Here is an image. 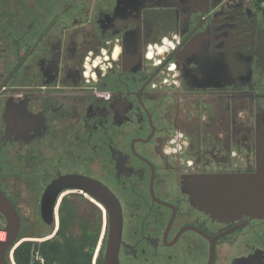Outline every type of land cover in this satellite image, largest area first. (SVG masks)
I'll return each instance as SVG.
<instances>
[{
  "label": "flooded vegetation",
  "instance_id": "1",
  "mask_svg": "<svg viewBox=\"0 0 264 264\" xmlns=\"http://www.w3.org/2000/svg\"><path fill=\"white\" fill-rule=\"evenodd\" d=\"M256 1L0 0V191L40 221L34 242L110 264L115 209V264H264V214L193 197L264 151ZM66 175L85 186L59 189L46 223L44 194Z\"/></svg>",
  "mask_w": 264,
  "mask_h": 264
},
{
  "label": "water",
  "instance_id": "2",
  "mask_svg": "<svg viewBox=\"0 0 264 264\" xmlns=\"http://www.w3.org/2000/svg\"><path fill=\"white\" fill-rule=\"evenodd\" d=\"M247 76L250 69L246 68ZM236 72V76H237ZM264 128H260L261 136H264ZM264 140V137L262 138ZM264 147V145H263ZM258 165L255 171L240 175H213L207 177L212 185L198 188L193 193L196 203L202 209L213 215L220 216H240L249 215L251 217H260L264 214V151L259 155ZM90 186L99 189L101 185L93 180H87ZM83 187L85 186L84 178L77 175L61 176L52 181L48 186L44 196H52L51 201L42 202V208L48 207L47 216L43 217L46 223H51V205L53 204L57 191L64 187ZM97 194V193H96ZM102 201L107 205H113V199L110 193L100 192ZM110 200L109 201V198ZM42 211H44L42 209ZM0 212L4 217V226L0 223V264H7V254L10 248L17 240L20 229L21 220L15 206L11 201L0 191ZM111 230L110 235L113 240V245L108 251V260L110 264H115V247L117 243V235L120 233V216L115 209L111 213ZM213 252L211 251V256ZM211 260V258H210Z\"/></svg>",
  "mask_w": 264,
  "mask_h": 264
},
{
  "label": "trees",
  "instance_id": "3",
  "mask_svg": "<svg viewBox=\"0 0 264 264\" xmlns=\"http://www.w3.org/2000/svg\"><path fill=\"white\" fill-rule=\"evenodd\" d=\"M58 253L59 245L55 239L34 242L31 239H20L19 236L6 256L7 264H89L81 257L61 260Z\"/></svg>",
  "mask_w": 264,
  "mask_h": 264
},
{
  "label": "rangeland",
  "instance_id": "4",
  "mask_svg": "<svg viewBox=\"0 0 264 264\" xmlns=\"http://www.w3.org/2000/svg\"><path fill=\"white\" fill-rule=\"evenodd\" d=\"M0 223L2 224V226H4L5 222L4 220L0 219ZM33 227H37V228H42L43 230V226L41 225L39 220L36 219H29L28 217H25L24 219L21 220V228H20V239H33L35 240L33 236H31V232H37L39 230H34ZM52 234V233H51ZM51 234H46V235H40V238H46V236H51ZM32 240V241H33Z\"/></svg>",
  "mask_w": 264,
  "mask_h": 264
},
{
  "label": "built area",
  "instance_id": "5",
  "mask_svg": "<svg viewBox=\"0 0 264 264\" xmlns=\"http://www.w3.org/2000/svg\"><path fill=\"white\" fill-rule=\"evenodd\" d=\"M259 2V7L262 10V12L264 13V0H257Z\"/></svg>",
  "mask_w": 264,
  "mask_h": 264
},
{
  "label": "bare ground",
  "instance_id": "6",
  "mask_svg": "<svg viewBox=\"0 0 264 264\" xmlns=\"http://www.w3.org/2000/svg\"><path fill=\"white\" fill-rule=\"evenodd\" d=\"M163 48V47H162ZM0 236H1V233H0Z\"/></svg>",
  "mask_w": 264,
  "mask_h": 264
}]
</instances>
